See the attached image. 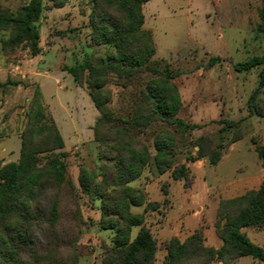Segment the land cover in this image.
I'll use <instances>...</instances> for the list:
<instances>
[{"label": "trees", "instance_id": "obj_1", "mask_svg": "<svg viewBox=\"0 0 264 264\" xmlns=\"http://www.w3.org/2000/svg\"><path fill=\"white\" fill-rule=\"evenodd\" d=\"M70 0H28L16 10L0 6V30L8 31L1 39L3 55L20 49L36 55L40 51V33L36 22L44 6L63 7ZM89 46H104L98 56H85L72 65H63L88 95L98 111L93 125L97 143L98 167L80 165L76 183L67 173L62 150L64 141L35 89L20 130L19 156L0 166V264H78V242L83 232L79 193L97 201L101 230L111 235L102 245L100 264H156L157 243L144 221V214L133 207L144 205L154 210L157 202L146 201V194L131 182L153 163L159 174L170 169L173 180L189 187L192 176L187 163L173 160L175 135L169 129L159 130L153 140L154 152L123 127L113 124L109 107V81L116 78L125 85L140 73H148L130 118L131 127L163 121L176 131L196 127L177 116L181 97L173 78L177 71L152 59L155 45L152 33L143 27V4L148 0H88ZM257 30L264 33V1L259 10ZM219 57L208 58L211 66ZM233 68L248 71L258 68L256 85L247 99L251 113L264 116V53L236 62ZM8 83H11L8 81ZM6 83L0 82V88ZM219 132L232 135L225 144L215 143L211 134L197 136L191 142L195 154L186 161L206 159L216 164L222 149L243 137L241 120L220 119ZM255 151L264 162V144L253 141ZM166 194V190H164ZM134 227H138L132 235ZM215 233L221 239L218 248L207 246L199 230L184 238L171 236L163 243L165 253L160 264H207L213 260L231 264L249 256L264 263V248L252 242L242 231L245 227L264 229V181L240 195L221 198L216 208Z\"/></svg>", "mask_w": 264, "mask_h": 264}, {"label": "rangeland", "instance_id": "obj_2", "mask_svg": "<svg viewBox=\"0 0 264 264\" xmlns=\"http://www.w3.org/2000/svg\"><path fill=\"white\" fill-rule=\"evenodd\" d=\"M28 0H0L1 7L16 10ZM264 0H148L143 4V27L149 28L155 45L154 61H161L160 67L169 65L170 71H177L173 81L178 87L182 106L177 116L187 123L196 125L185 132L176 131L163 121H154L147 126L131 127L125 122L130 118L139 98V89L150 79L148 73H140L122 85L113 78L107 87L110 89L109 107L113 114V124L123 127L129 133L144 142L154 152L153 140L161 129H169L175 135L173 160L175 164L189 163L186 157L193 154L196 148L191 142L202 134H211L215 143L225 144L232 131L221 133L220 119H235L238 109L245 107V99L249 97L256 85L258 68L238 72L234 63L264 53V33L257 30L259 10ZM51 9V10H50ZM89 12L88 0H70L61 8L44 6L41 18L36 22L40 33L39 45L47 48L53 44L47 59L49 69L47 76L38 81L43 93L46 108L56 122L64 141L63 151L67 173L76 183L80 165L98 167V146L93 140V125L98 117L87 89L78 86L70 74L60 75L63 65H72L85 56H98L106 50L104 46H89V28L84 14ZM8 36V31L0 30L1 39ZM255 47V50H254ZM18 51H24L20 49ZM16 51V52H18ZM15 53V52H14ZM11 55V54H8ZM219 57L211 66L208 58ZM0 50V61L6 60ZM59 68V69H58ZM264 91V88L261 92ZM247 104V100H246ZM25 112L28 105H21ZM19 110V109H18ZM260 117L261 116H258ZM2 113L0 114V120ZM17 119V118H16ZM19 120V118L17 119ZM3 119L0 121V125ZM264 121V118H263ZM12 126V127H11ZM256 127L248 118L241 120L243 143L248 146L241 157L236 156L232 162L239 164L238 171L250 167H264V162L253 154V141L258 142L260 131L254 133ZM10 125L6 131V139L0 144L7 152L2 156L8 160L19 153L20 142ZM5 130V129H4ZM258 132V133H257ZM3 134V133H2ZM4 159V160H7ZM17 160V159H16ZM207 161V160H206ZM264 170V169H263ZM191 174V172H190ZM264 177V171L255 174V185ZM170 169L159 174L153 163H149L141 176L131 185L147 191L146 199L156 201L157 208L145 212L147 223H154L153 232L158 239V247H163L165 234L158 227L163 223L171 226L183 224L189 214L191 195L181 190L183 182L173 183ZM149 184L148 188L146 185ZM172 184V185H171ZM164 190L173 198L164 195ZM181 193L180 196L177 194ZM79 203L84 218L83 232L78 242V264H100L103 243H108L110 232L101 230L96 220L99 211L97 201H91L86 195L79 193ZM201 203V202H200ZM178 204L182 205L179 210ZM188 205V206H187ZM134 209V208H133ZM136 209V208H135ZM140 209V208H138ZM188 209V210H187ZM187 210V211H186ZM195 208H191L194 211ZM204 218L206 225L211 218ZM136 228H134V231ZM247 236L264 246V229L249 230ZM160 251H157V258ZM164 250L161 251V254Z\"/></svg>", "mask_w": 264, "mask_h": 264}, {"label": "crops", "instance_id": "obj_3", "mask_svg": "<svg viewBox=\"0 0 264 264\" xmlns=\"http://www.w3.org/2000/svg\"><path fill=\"white\" fill-rule=\"evenodd\" d=\"M84 18L87 19V13L84 14ZM39 46L40 51L36 55H31L27 50H24L12 53L11 55H5L4 58L6 60L0 61V82L6 83L3 87L0 88V114L2 113L3 119L0 125V144L3 143L6 139V131L8 130V127L10 125H15V128L12 129V132H14L20 142L19 133L25 123V116L24 113H22L24 108L19 107L25 104L28 105V102L31 99L35 89H38L43 97V93L41 91V86L38 79L47 76L46 70L49 69L50 64L49 60L47 59V55L49 54L50 49L53 48V44L47 48L49 50L47 52L44 51V47H42L41 45ZM59 71L60 75L62 76H65V74H69L64 69H59ZM8 81H10L11 83H8ZM260 97L264 100V91L260 93ZM246 100L247 98L245 99V107H241L237 110L238 117L235 119H228L237 121L242 120L243 118H248L249 120H251L252 123L255 124L256 122L254 133H256V131H260L261 125L263 130L261 134H259L258 143L264 144V116H261L260 118L257 117L256 114L251 113L247 107ZM181 103L183 104V101ZM16 118H19V120H17ZM244 138L245 137H242L234 142H231L230 144L225 145L222 149L221 158L216 164H209L206 159H197L193 162L187 163V166L191 172L192 181L190 186L187 187L186 190L183 189V187H181V190L185 192V194L182 195L190 194L192 196L190 203L191 205L189 209L190 212L189 214H186L187 216L183 224H177L175 226L171 224L170 226L167 223H163L158 227L159 231H161L162 234H165L162 243H164V241L170 238L171 236H178L179 238H184L188 234L199 230L204 238L205 245L211 246L213 248H218L221 245V239L216 235L214 227V222L216 218V208L219 200L221 198H230L240 195L246 190L258 187V185L262 181H264L263 177L260 178L255 185H252L254 184L255 174L259 171L263 172L264 167L259 168L257 166H253L250 167L248 170L238 171V165L240 163L245 164L246 161L240 162L239 164L232 162L234 157H241L242 155H244V151L248 149V146L245 144V142L243 143ZM251 148L253 150V154H255L256 156L257 153L255 151V148ZM5 152H7V149L5 147H2L0 149V166L6 162L16 161V159H18L19 154L13 159L8 160L7 157L2 156V154H4ZM194 154L195 152H193V155ZM175 182L178 181L174 180L172 184H174ZM148 186L149 184L146 185L147 188ZM142 191L147 192L144 190ZM164 195L169 196V198H173L169 195L168 192H166V194ZM177 195L180 196L181 193H178ZM146 201L148 200L146 199ZM177 206L179 210H182L181 204H178ZM192 207L195 208L194 211H191ZM133 208L131 209L132 211L144 214V221L146 225L150 228L154 238L156 239V264H160L165 250L163 247L161 249H159L158 247V239L153 232L154 223H151V221L147 223V218L145 214V212L147 211L144 210V205ZM205 211L207 213L206 218H211V224L209 223V225H206L205 223ZM134 228H136L135 231ZM134 228L132 230L133 236L138 230V227ZM252 229L263 230L254 227H245L242 228V231L247 236L249 230ZM262 247L264 248V246ZM158 250L160 251V259L157 258ZM162 250H164L163 254H161ZM207 264L223 263L221 261L213 260ZM231 264L264 263L249 256H242L235 259Z\"/></svg>", "mask_w": 264, "mask_h": 264}]
</instances>
